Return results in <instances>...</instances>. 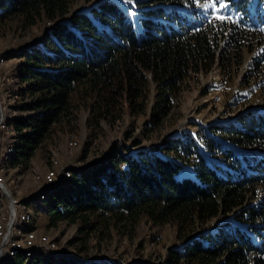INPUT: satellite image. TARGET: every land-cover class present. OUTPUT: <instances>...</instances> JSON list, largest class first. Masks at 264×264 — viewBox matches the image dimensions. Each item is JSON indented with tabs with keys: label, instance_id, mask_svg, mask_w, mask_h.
I'll return each instance as SVG.
<instances>
[{
	"label": "trees",
	"instance_id": "16d2710c",
	"mask_svg": "<svg viewBox=\"0 0 264 264\" xmlns=\"http://www.w3.org/2000/svg\"><path fill=\"white\" fill-rule=\"evenodd\" d=\"M76 1L0 0V33L13 24L20 32L50 25L39 46L19 54V117L7 123L17 134L7 162L13 167L27 169L81 108L96 126L123 118L125 106L132 116L148 114L144 132L160 129L187 76L207 73L216 62L221 28L206 17L205 0H134L135 25L113 0L71 14ZM241 3L234 1L235 8L243 9ZM212 131L228 145L175 135L159 148L114 146L104 162L48 189L42 204L49 225H77L90 238L132 232L143 220L171 224L181 245L167 252L164 264H261L260 243L251 235L258 240L264 230V157L234 148L264 146V115L251 112L240 126ZM230 215L232 223L204 231ZM23 252L3 264H77Z\"/></svg>",
	"mask_w": 264,
	"mask_h": 264
},
{
	"label": "rangeland",
	"instance_id": "374dc122",
	"mask_svg": "<svg viewBox=\"0 0 264 264\" xmlns=\"http://www.w3.org/2000/svg\"><path fill=\"white\" fill-rule=\"evenodd\" d=\"M101 1L77 0L71 14L87 13ZM113 1L124 10L131 6L121 0ZM234 1L223 0L226 12L221 11L216 0L200 4L206 17L221 28L217 33L216 62L207 73L193 71L187 76L174 112L160 129L144 132L148 114L132 116L125 106L123 118L96 126L89 122V111L81 108L75 120L54 131L27 169L7 163L14 155L17 135L7 123L19 117L14 111L17 103L14 93L21 87L17 80L23 64L19 54L39 46L50 25L43 21L20 32L13 24L0 33V255L4 251L5 261L15 258L14 246L20 245L29 255L34 251L40 256L50 255L46 256L48 259L54 257L77 264H164L167 252L180 247L176 226L157 227L147 220L132 232L87 238L77 225L67 222L49 225L42 203L48 189L64 185L68 182L64 180H70L72 175L79 176L87 167L104 162L114 146L124 152L159 148L163 140L175 135L194 139L198 135L212 137L228 145L213 133V128L240 126L251 112L264 115V0H242L240 10L235 8ZM234 149L238 154L264 157V146L245 151ZM259 190L261 199L264 190ZM11 200L19 204L8 209ZM28 216L29 223L25 220ZM232 220L231 215L217 218L203 228L205 232H214L221 223ZM9 224L13 234L7 237ZM262 234L258 240L254 235L251 238L260 243L255 256L264 264V230Z\"/></svg>",
	"mask_w": 264,
	"mask_h": 264
},
{
	"label": "snow or ice",
	"instance_id": "6c2138e0",
	"mask_svg": "<svg viewBox=\"0 0 264 264\" xmlns=\"http://www.w3.org/2000/svg\"><path fill=\"white\" fill-rule=\"evenodd\" d=\"M121 3L126 5V6L131 5L130 7H127V13L129 15V18H130L131 22L133 23V25H135V23H136V15H138V13L134 12V0H121ZM216 3L219 4V7H220L222 12H226L227 11V7L225 6V3L223 2V0H216ZM192 135L194 137L196 136L195 133H193Z\"/></svg>",
	"mask_w": 264,
	"mask_h": 264
},
{
	"label": "bare ground",
	"instance_id": "6f19581e",
	"mask_svg": "<svg viewBox=\"0 0 264 264\" xmlns=\"http://www.w3.org/2000/svg\"><path fill=\"white\" fill-rule=\"evenodd\" d=\"M10 196V195H9ZM11 199V198H10ZM19 203H17L16 201H14L13 202V200H11V206H15V205H18ZM14 210H15V207H14ZM25 220L27 221V223H29V220H30V217L28 216V217H26L25 218ZM11 229H12V227L8 230L9 231V233H8V235H7V237H10V236H12L11 234H13L12 232H11ZM13 230V229H12ZM14 247H16L15 248V250H14V252H13V255H14V257H17L21 252H23V247H21L20 245H17V246H14ZM14 249V248H13ZM2 255V254H1ZM1 255H0V257H1ZM0 264H2V262L0 263Z\"/></svg>",
	"mask_w": 264,
	"mask_h": 264
},
{
	"label": "built area",
	"instance_id": "2783aa9c",
	"mask_svg": "<svg viewBox=\"0 0 264 264\" xmlns=\"http://www.w3.org/2000/svg\"><path fill=\"white\" fill-rule=\"evenodd\" d=\"M0 107H1V106H0ZM10 206H11V205H8V209H10ZM9 229H10V224L8 225V228H7L6 230H9ZM6 230H5V233L7 232ZM5 259H6V257L4 256V251H3V254H2L1 257H0V263H1V262H5Z\"/></svg>",
	"mask_w": 264,
	"mask_h": 264
},
{
	"label": "crops",
	"instance_id": "0c3cea01",
	"mask_svg": "<svg viewBox=\"0 0 264 264\" xmlns=\"http://www.w3.org/2000/svg\"><path fill=\"white\" fill-rule=\"evenodd\" d=\"M66 181V180H65Z\"/></svg>",
	"mask_w": 264,
	"mask_h": 264
}]
</instances>
